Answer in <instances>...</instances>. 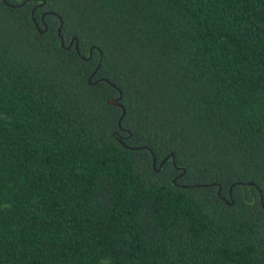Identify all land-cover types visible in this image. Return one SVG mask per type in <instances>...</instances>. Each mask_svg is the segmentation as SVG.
<instances>
[{"label": "trees", "instance_id": "1", "mask_svg": "<svg viewBox=\"0 0 264 264\" xmlns=\"http://www.w3.org/2000/svg\"><path fill=\"white\" fill-rule=\"evenodd\" d=\"M0 264H264V0H0Z\"/></svg>", "mask_w": 264, "mask_h": 264}, {"label": "water", "instance_id": "2", "mask_svg": "<svg viewBox=\"0 0 264 264\" xmlns=\"http://www.w3.org/2000/svg\"><path fill=\"white\" fill-rule=\"evenodd\" d=\"M38 1H41V0H38ZM62 25V23L60 22V26ZM59 30H60V28L58 29V33H59ZM60 42H61V46L63 47L64 46V43H63V39L60 37ZM72 44V42H70V45ZM75 50L77 51V43H75ZM120 99H121V95L118 97V98H115V99H109L108 100V103L109 104H112V105H115V106H117V107H119V108H121V110H122V114H121V116H120V120L122 119V117L124 116V110H123V107H122V105L119 103V101H120ZM168 158H165L162 162H161V164H160V166L167 160ZM153 166H155V161H153ZM219 191H220V188H219Z\"/></svg>", "mask_w": 264, "mask_h": 264}]
</instances>
